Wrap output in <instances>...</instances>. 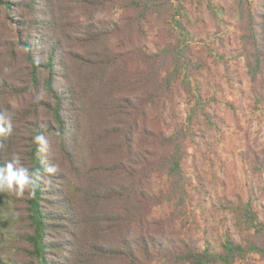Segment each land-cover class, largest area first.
<instances>
[{"label": "rangeland", "instance_id": "1", "mask_svg": "<svg viewBox=\"0 0 264 264\" xmlns=\"http://www.w3.org/2000/svg\"><path fill=\"white\" fill-rule=\"evenodd\" d=\"M7 1L10 2L8 7L0 4V106L2 111L13 114L12 157L18 155L21 163L31 168L25 148L29 146L33 124L37 121L44 127L43 124L56 123L52 113L55 99L47 88L49 73L43 69L37 75L38 81L33 82L32 67L27 61L24 34L32 31L39 34L36 36H44V59L52 45L60 48L61 59L62 52L66 57L63 71H58L62 78L54 80L52 85L61 95L62 90L72 85L78 90L75 113H80L84 130L77 144L84 153L85 165L94 170L95 164L103 162L97 168L105 166L108 171H99L100 180L116 187L124 184L126 175L110 171L114 168L112 163L123 157L110 152L111 143L115 141L103 140L100 128H89V125L88 129L86 125L94 108L93 99L106 96L104 83H100L104 64L96 68L83 67L76 55L80 54L87 61L95 54L102 59L110 48L118 50L116 41L104 37L95 41L93 34L106 33L107 27L120 22L123 11L109 5L108 0H37L39 17L36 18L32 11L19 5L26 0ZM160 1L161 14L155 13L145 24L143 44L150 54L167 56L166 68L169 66L170 70L171 54L166 51L184 50L191 67L189 73L188 70L182 72V88L175 92L172 103L166 102L167 109L159 106L151 111L155 119L153 128L167 136L188 138L179 179L172 180L166 174H156L151 179L156 194L173 192L177 199L156 207L154 219L171 222L164 238H193L198 248H209L216 254H222L230 241L231 245L242 246L246 251L229 264H264V75L254 77L255 49L248 45L250 31L245 19V11L259 8L260 0H172V4ZM21 20L23 24L19 23ZM41 20L46 23L41 24ZM26 22L35 25L26 27ZM47 22L48 27L44 28ZM40 49H37L38 54ZM107 75L116 77L112 71ZM90 80L97 83L89 84ZM125 88L121 85L119 90L123 92ZM56 131L54 124V133L48 137L50 150L45 154L47 164L64 174L65 192L68 198H74L73 184L81 180L68 172ZM90 144L94 146L91 153ZM145 151L154 152V149L147 146ZM43 181L50 192L58 185L47 176ZM27 191L22 196L13 194L5 218L17 215L19 221H23L26 216L23 200ZM57 200L54 207H48L50 212L57 211ZM124 204L119 200L99 202L98 212L118 210ZM74 205L83 206L84 201L75 200ZM248 219L257 227H251ZM22 229L19 223L13 227L17 233ZM153 230L160 233L162 229L155 224ZM8 232L5 225V237ZM53 236L56 242H61V238L54 233ZM58 236L64 238V228ZM116 237L117 234L110 236L111 239ZM251 242L261 247V254L251 251L248 245ZM21 246L17 239L7 238L5 256L18 257Z\"/></svg>", "mask_w": 264, "mask_h": 264}, {"label": "trees", "instance_id": "2", "mask_svg": "<svg viewBox=\"0 0 264 264\" xmlns=\"http://www.w3.org/2000/svg\"><path fill=\"white\" fill-rule=\"evenodd\" d=\"M36 1L26 0L19 5L28 8L38 18ZM158 1L108 0L109 5L123 11L121 20L107 27L106 33L95 32L93 39H112L111 41L117 42L118 50L108 49L102 57L104 62L98 58V54L87 61L80 54H76L83 67L91 68L93 65L96 68L98 64H104L100 83H104L106 96H96L93 99L94 108L86 125L87 128L89 125V128H100L103 140L115 141L113 145L111 143L110 152L123 155L121 160L112 163L114 168L110 170L127 176L125 183L118 187L100 180L102 176L99 171L105 170V166L103 169L97 167H101L103 162L95 164L94 170H89L88 165H85L84 153H81L77 144L78 136L84 130L80 113H75L79 101L78 90L72 85L62 90L61 95L58 88L53 86L54 80L59 81L62 78L58 71H63L66 64L63 52L61 59L58 55L60 48L52 45L48 48L50 54L44 59V36H36L39 34L32 31L25 32L24 46L27 50V61L32 67L33 82L38 81L37 75L43 69L48 71L47 88L55 99L52 113L56 121L54 124L59 139V151L68 165V172L76 175L81 183L73 184L74 198H68L62 182L64 174L60 170H55L54 173L47 171L52 165L47 164L45 153L37 151L33 137L40 133L49 137L50 133H54V124H43V127L35 121L32 135L28 139L29 146L25 149L31 163L29 170L38 168L42 179L37 182L34 191L26 193L23 200L26 216L22 222L17 215L5 218V210L10 209L8 207L12 203L13 194L0 192V264H104L108 261L110 264H229L238 255L245 253L246 248L235 247L230 241L224 246L222 254H216L209 248H198L193 238H164L171 222L154 219L156 207L164 201L172 203L177 199L173 192L169 195L156 194L152 190L151 179L156 174H166L172 180L179 179L188 138L183 135L181 139L179 135L167 136L162 130L153 128L155 119L152 118L151 111L159 106L167 109L166 102L172 103L175 92L182 88V72L188 70L189 73L191 67L184 50L166 51L171 54L172 70L169 66L166 68L169 65L167 56L152 55L146 50L143 44L145 24H148L155 13L161 14L163 5ZM165 1L172 4V0ZM259 2V8L245 11L250 31L248 45L255 49L254 77L264 75V0ZM1 3L6 7L10 6L7 0H0ZM19 23L23 24L22 20ZM27 23L26 27L30 25L33 28L35 25ZM42 23L46 21L41 20ZM43 27H48V22ZM38 48H41L38 50L39 54ZM110 71L116 77L107 75ZM90 83L95 85L97 82L90 80ZM121 85L126 87L123 92L119 90ZM122 93L125 94L121 96ZM87 96L88 93L85 97ZM14 140L13 133L0 136V165L12 158ZM147 146L153 147L154 152H146ZM93 150L94 146L90 144L88 151L91 153ZM44 176L58 183L52 192L48 191L49 186L44 185ZM56 198L59 199L57 211L50 212L48 207L56 205ZM78 199L84 201L83 206L74 205V201ZM118 200L125 203L122 208L98 212L99 202L115 203ZM248 221L252 223L251 227H257L251 219ZM17 223L23 225L18 233L13 231ZM155 224L161 227L160 233L153 232ZM5 225L9 228L7 237L3 233ZM61 228H64V238L58 236ZM53 233L62 239L61 242L55 241ZM111 234H117V237L111 239ZM7 238L17 239L22 245L18 257L5 256ZM248 245L251 251L261 254L259 245L253 242Z\"/></svg>", "mask_w": 264, "mask_h": 264}, {"label": "clouds", "instance_id": "3", "mask_svg": "<svg viewBox=\"0 0 264 264\" xmlns=\"http://www.w3.org/2000/svg\"><path fill=\"white\" fill-rule=\"evenodd\" d=\"M13 131V114L10 111H0V136H9ZM39 153H48L50 140L43 133L33 137ZM55 166L48 167L49 173L55 172ZM42 179L40 170L25 167L18 155H14L5 164L0 165V192L22 196L26 190L34 191L38 181Z\"/></svg>", "mask_w": 264, "mask_h": 264}]
</instances>
